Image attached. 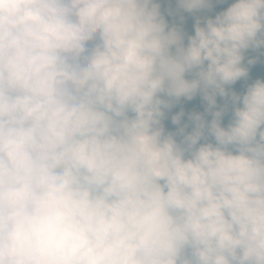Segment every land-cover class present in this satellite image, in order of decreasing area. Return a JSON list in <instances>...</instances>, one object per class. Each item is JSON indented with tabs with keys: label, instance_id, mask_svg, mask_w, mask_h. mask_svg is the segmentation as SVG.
Here are the masks:
<instances>
[{
	"label": "clouds",
	"instance_id": "clouds-1",
	"mask_svg": "<svg viewBox=\"0 0 264 264\" xmlns=\"http://www.w3.org/2000/svg\"><path fill=\"white\" fill-rule=\"evenodd\" d=\"M258 65L264 0H0V264H264Z\"/></svg>",
	"mask_w": 264,
	"mask_h": 264
},
{
	"label": "trees",
	"instance_id": "trees-1",
	"mask_svg": "<svg viewBox=\"0 0 264 264\" xmlns=\"http://www.w3.org/2000/svg\"><path fill=\"white\" fill-rule=\"evenodd\" d=\"M166 6H167L166 3H162V9H163L164 7H166ZM221 7H223V6H220V5L215 6L216 10H219ZM186 15H187V14H186ZM187 21H188V27H189V29H190L191 22H192V18H191L190 16H188V17H187ZM261 72H264V66L258 65V66L254 69V75H260ZM239 86H240V85H238L237 87H239ZM222 102H223V101H222L220 98H218V103H222ZM193 105L197 108V110L203 111V106L200 104V102H199V98H197L196 101L192 102V104H188V105H186V108H190V107H192ZM224 122H225V123L227 122V118H225V121H224ZM171 128H174V126L169 125V129H171Z\"/></svg>",
	"mask_w": 264,
	"mask_h": 264
}]
</instances>
